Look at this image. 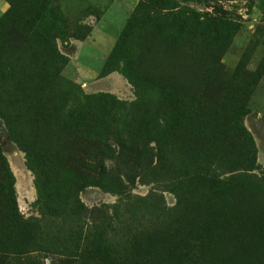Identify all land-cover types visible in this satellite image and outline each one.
<instances>
[{"label": "rangeland", "instance_id": "374dc122", "mask_svg": "<svg viewBox=\"0 0 264 264\" xmlns=\"http://www.w3.org/2000/svg\"><path fill=\"white\" fill-rule=\"evenodd\" d=\"M143 1L155 4V0H0V204L12 173L15 210L25 219L39 217L34 176L19 146L28 144L42 165L60 172L59 181L71 178L69 170L75 164L63 162L71 153L95 162L79 198L88 209H100L96 215L120 201L149 215L159 210L172 216L171 231L156 229L160 255L139 264H264V235L260 238L244 228L251 212L264 214V190L240 187L241 180L229 187L226 174L252 149L253 173L264 174V0H171L189 14L228 22L220 28L223 41L213 57L198 44L153 35L143 25L124 39L128 57L156 80L153 90L144 92L152 102L148 110L152 117L140 128L143 156L134 166L136 174L122 179L125 195L120 198L101 189L109 183L104 170L113 168L112 155L119 152L114 130L128 125L136 102L135 91L120 70L108 73L104 65ZM162 79L185 86L165 142L158 103ZM88 96L106 98L103 105H92L84 102ZM40 102L59 115L51 118L26 108ZM72 112L77 129L67 133L58 118ZM69 136L72 143L67 145ZM157 154L163 158L160 173L152 175L148 159L155 155L150 158L154 166ZM207 168L216 169L213 183L200 184L193 174ZM165 170L169 174L162 173ZM178 202L186 204L184 209L170 213ZM212 205L216 214L210 216L206 210ZM3 209L10 213L7 205ZM197 217L211 224L222 222L214 229L213 238H218L206 237L194 225ZM139 236L136 242L145 239ZM32 256L38 264L56 262L45 253Z\"/></svg>", "mask_w": 264, "mask_h": 264}, {"label": "trees", "instance_id": "16d2710c", "mask_svg": "<svg viewBox=\"0 0 264 264\" xmlns=\"http://www.w3.org/2000/svg\"><path fill=\"white\" fill-rule=\"evenodd\" d=\"M227 24L228 22L222 18L184 12L171 0H155V4L143 1L137 7L104 65L108 73L120 70V73L132 85L136 102L131 108L128 125L123 131L114 130L116 135L113 141L119 148V152L112 155L113 168L104 170L105 178L109 183L101 186V189L114 193L120 198L125 195L122 179L128 181L136 174L134 166L143 156L140 146L143 144L144 136L140 128L152 117L148 113L152 102L147 99L144 92L146 89L153 90L152 86H155L156 80L143 72L141 63H135L128 57L124 39L143 25V28L149 29L153 35L166 36L173 41L180 38L188 46L198 44L197 47L207 57H213L223 41L220 28H225ZM242 72H244L243 69ZM251 77H255V74L252 73ZM177 84V81L172 79H162L158 87L160 94L158 103L162 108L160 133L163 142L166 141L163 136L170 130L174 106L181 101L185 88L183 85L177 87ZM105 98L104 96H88L84 97V102L92 105L99 102L103 105L101 101ZM28 107L41 110L51 118L58 114L57 111L49 110L45 102L31 103L26 106ZM98 109L99 107L97 111ZM74 113L76 112L67 114L66 117L60 115L58 118L59 124L67 133L77 129L76 121H72ZM65 142L67 145L71 144L72 136L67 137ZM24 146L19 147L25 153L27 167L34 176L39 217L25 219L15 210L17 204L15 180L10 173V184L3 195L4 203L0 204L1 264H38L37 257L32 256L36 252L51 255L55 258V264H139L146 258L152 259L160 255V251L155 246L157 237L159 238L156 229L164 227L166 230H172L174 222L170 214L157 210L149 215L145 211L141 212L138 208L119 201L108 210L96 215L100 209L97 207L88 209L79 198L82 182H89L90 175L94 172L92 158L67 154L63 162L68 159L75 166L69 170L71 178L59 181L58 179L63 178L60 172L55 173L53 169L42 165L35 158L32 148L28 144ZM143 152L146 153L145 150ZM154 156L148 159L151 167L149 170L152 175H158L160 173L158 167L163 158L157 154V162L152 166L150 158ZM0 159L3 160L1 154ZM40 159L42 161L44 158L40 156ZM254 166L255 153L252 149L245 154V159L241 163L234 166L233 170L226 172L230 174L227 185L230 187L236 180H241L240 187L264 190V174L255 175ZM215 170V168L201 169L195 171L193 176L197 177L200 184H211ZM162 173L169 174V171L165 170ZM55 181L56 184L53 183ZM6 205L10 208L9 214H6L3 209ZM185 205L178 202L170 213H174L178 207L183 210ZM101 207L106 209L105 206ZM213 208V205L208 206L206 213L210 216L215 215ZM201 219L197 217L194 225L206 237L213 238L214 229L222 225V222L217 221L211 224L207 218ZM244 228L262 238L264 235L263 210L251 212L249 219L245 221ZM138 235L145 239L136 242ZM216 238L218 236L213 239Z\"/></svg>", "mask_w": 264, "mask_h": 264}]
</instances>
